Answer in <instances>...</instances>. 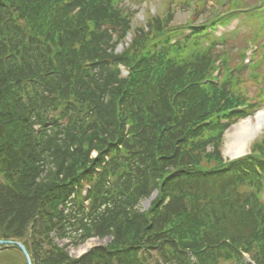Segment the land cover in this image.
<instances>
[{"label":"trees","instance_id":"trees-1","mask_svg":"<svg viewBox=\"0 0 264 264\" xmlns=\"http://www.w3.org/2000/svg\"><path fill=\"white\" fill-rule=\"evenodd\" d=\"M129 18L122 0H0V239L32 264H264V137L221 155L255 106L240 75L212 83L223 54L200 28L190 49L170 17ZM52 233L112 240L72 260Z\"/></svg>","mask_w":264,"mask_h":264},{"label":"rangeland","instance_id":"rangeland-1","mask_svg":"<svg viewBox=\"0 0 264 264\" xmlns=\"http://www.w3.org/2000/svg\"><path fill=\"white\" fill-rule=\"evenodd\" d=\"M184 0H122V5L124 7V11L130 15L131 27L135 29L139 26H143L147 23L149 19L152 17H161L164 19H168L170 17V25H182V24H189L195 23L199 24L204 22L207 18L211 15L215 14L214 6H212L211 0H202L197 1L198 3L204 4V10L200 9L199 11L193 10V8L187 7L184 3ZM214 5L217 7V0H212ZM260 3L258 0L247 1V3ZM224 6H239L242 3L239 0H222ZM264 5L263 4H260ZM249 16V17H247ZM246 17H241L236 20L237 25L231 31V35L237 37L234 42V39H230L227 37V44L217 48L215 51L223 54L227 60L231 58L236 59L231 62V67H236L237 59L234 50L232 49L234 42L235 52L238 56H248L249 54L253 53L251 56V63L249 68L254 69L256 67V60L257 58L264 57V6L258 9L257 11L248 14ZM232 28L231 22L224 26L223 28L218 27L216 31V35L220 33H228V31ZM129 39V37H128ZM256 51V52H255ZM232 53V57L230 55ZM233 76L240 75L242 81V88L239 87L244 93L247 94L251 102L255 103L254 109H258V111L264 110V102H260L257 98V94L262 90L263 85L256 79L248 78L251 74L248 71L244 70V72H237L232 74ZM260 78V76H259ZM246 92H245V91ZM257 111V112H258ZM253 117V116H252ZM250 117L249 119H251ZM248 120V119H247ZM244 121H241L231 128L227 130L224 136V143L222 147V155L225 160H231L233 157H230L226 154L225 145L227 143V134L230 131H239L238 127ZM264 137V131L262 134L257 135L251 142L255 139H259ZM249 145V147H250ZM249 150V149H248ZM246 151V153L248 152ZM152 201V197L142 201L140 208L142 210H146L149 206V203ZM108 240L104 241H96L91 240L88 244L89 247L91 246H98L106 244ZM61 246L62 244L59 243ZM83 250L77 249H67V252L71 257H74L79 254ZM23 258L20 256L19 252L16 250H0V264H23Z\"/></svg>","mask_w":264,"mask_h":264},{"label":"bare ground","instance_id":"bare-ground-1","mask_svg":"<svg viewBox=\"0 0 264 264\" xmlns=\"http://www.w3.org/2000/svg\"><path fill=\"white\" fill-rule=\"evenodd\" d=\"M239 131H230L227 134L225 145L226 154L235 157L244 154L250 142L264 131V110L257 113L251 119L246 120L238 127Z\"/></svg>","mask_w":264,"mask_h":264},{"label":"water","instance_id":"water-1","mask_svg":"<svg viewBox=\"0 0 264 264\" xmlns=\"http://www.w3.org/2000/svg\"><path fill=\"white\" fill-rule=\"evenodd\" d=\"M0 245H4V246L15 245V246H17L22 251L23 255L25 256L27 264H30L28 255H27L24 247L21 244H19V243H11V242H6V241H0Z\"/></svg>","mask_w":264,"mask_h":264}]
</instances>
